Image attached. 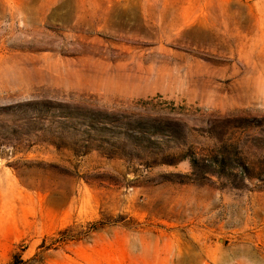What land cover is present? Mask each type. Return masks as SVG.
Instances as JSON below:
<instances>
[{
	"label": "rangeland",
	"instance_id": "374dc122",
	"mask_svg": "<svg viewBox=\"0 0 264 264\" xmlns=\"http://www.w3.org/2000/svg\"><path fill=\"white\" fill-rule=\"evenodd\" d=\"M0 264H264V0H0Z\"/></svg>",
	"mask_w": 264,
	"mask_h": 264
}]
</instances>
